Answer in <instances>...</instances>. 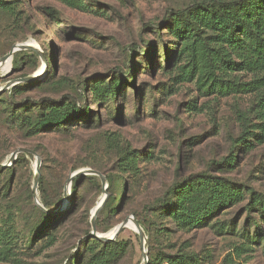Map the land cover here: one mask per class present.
I'll return each instance as SVG.
<instances>
[{
	"label": "rangeland",
	"instance_id": "rangeland-1",
	"mask_svg": "<svg viewBox=\"0 0 264 264\" xmlns=\"http://www.w3.org/2000/svg\"><path fill=\"white\" fill-rule=\"evenodd\" d=\"M188 1L84 0L83 8H73L59 0H31L24 32L14 30L11 19L0 15V57L15 43L33 40L47 60L45 65L40 58L37 67L27 60L17 74L0 70V86L13 78L41 74L36 77L38 81L18 84H38L19 93L18 99L48 98L38 105H28V120L48 111L53 101L63 97L79 105L88 103L93 111L89 119L27 136L23 116L9 114L7 96H2L1 163L19 147L36 151L42 160V186L48 203L53 205V213L45 212L58 218V223L40 233L45 223L40 221V207L32 189L36 165L32 153H27L12 175L0 174V218L10 228L19 264H69L72 258H83L86 251L80 241L89 236V231L92 234V211L103 198L107 202L112 196L115 202L111 210L101 214L102 224L108 228L103 233L129 216L145 219L149 258L150 254L160 257L187 247L203 255L205 264H264L263 243L254 240L253 228L243 223V204L220 210L205 228L174 229L168 235L156 232L151 222L163 229L172 225L170 219L159 216L158 209L146 211L174 183L204 171L264 191V144L237 152L234 166L220 164L240 132L237 110L250 107L253 94L206 95L195 81L176 79L182 61L175 48L167 49L175 40L164 29H159L162 37L157 33L168 11ZM152 42V52L143 54L141 50ZM167 50L170 53L166 54ZM118 77H133L134 86L124 83L112 107L98 103L92 94L86 93L85 100L80 96L79 83H110ZM242 78L250 75L242 74ZM134 155L135 164L120 165ZM81 162L85 165L75 168ZM85 167L113 174V186L107 180L103 188L97 176V181L81 180L75 190L78 176L67 193L70 174ZM39 185L37 194L43 202ZM117 238L124 242L125 249L115 264H142L138 233L127 226Z\"/></svg>",
	"mask_w": 264,
	"mask_h": 264
},
{
	"label": "trees",
	"instance_id": "trees-1",
	"mask_svg": "<svg viewBox=\"0 0 264 264\" xmlns=\"http://www.w3.org/2000/svg\"><path fill=\"white\" fill-rule=\"evenodd\" d=\"M59 1L73 8L84 7V0ZM31 9V0H0V15L11 19L14 30L21 29L23 32L26 30ZM159 29H164L167 35L175 40L167 49L175 48L182 61L178 66L176 79L195 81L201 92L206 95L216 94L225 97L233 94H253V104L246 109L237 110L240 132L232 139L229 153L220 161L221 165L234 166L238 157L237 152H248L264 144V0H189L188 3L168 11V15L158 27L157 33L162 37ZM153 49L152 42L141 51L143 54H150ZM167 53H170V50H167ZM27 60L33 61L34 67L40 63V57L36 52L20 51L13 58V70L16 74L23 70V64ZM131 61L135 62L133 57ZM242 74H249L250 78L243 79ZM133 82V77L125 80L118 77L110 83L104 82L105 85L102 81L92 85L83 81L79 83L80 96L83 95L85 100L86 93L92 94L98 103H106L112 107L115 105L117 94L122 93L123 84L130 83L134 86ZM37 85L25 83L0 94V103L4 101L2 96H7L5 103L9 114L23 116L21 121L26 127L27 136H35L41 130L72 124L92 116L93 111L88 103L79 105L78 101L63 97L53 101L48 111H43L35 119L28 120V116L25 115L28 105H38L48 98L23 100L18 99L17 95ZM26 100L29 102L25 105ZM26 155L27 153H19L11 167L0 166V174L12 175ZM136 158L134 155L125 162L123 157L122 160L126 164L120 165L131 166L132 163L135 164ZM84 165L85 163L81 162L76 164L75 168ZM97 169L105 173L103 169ZM106 176L109 185L113 186V174ZM85 178L95 181L98 179L95 175L78 177L74 180L75 190ZM42 181L43 172L40 176L39 189L46 207L53 209V205H50L46 198ZM114 200L112 196L111 200L105 203L97 218L96 229L100 233L108 230L102 224L101 214L105 210H111ZM1 202L0 197V204ZM237 204H243L244 225L253 228V239L262 242L264 247V191L206 171L190 174L174 183L161 200L147 206L146 211L158 209L159 216L170 219L171 228L161 229L155 222H151L156 232L168 235V232L174 229L191 231L205 228L220 210ZM115 209L113 207L112 211ZM37 211L40 221L45 223L41 229L40 226L37 228L40 229V233L43 228L58 223L55 216L47 214L42 209L37 208ZM138 221L146 229L145 219ZM146 232L149 231L146 229ZM48 234L53 236L50 231ZM12 239L10 228L0 218V262L19 264L21 259L14 249ZM80 242L86 251L85 256L81 259L72 258L69 264H115L124 255V242L117 237L111 241H102L89 231V236ZM32 243L31 240L30 245ZM205 262L203 255L188 251L187 247L178 249L176 253H163L160 257L150 254L149 258V264H205Z\"/></svg>",
	"mask_w": 264,
	"mask_h": 264
},
{
	"label": "water",
	"instance_id": "water-1",
	"mask_svg": "<svg viewBox=\"0 0 264 264\" xmlns=\"http://www.w3.org/2000/svg\"><path fill=\"white\" fill-rule=\"evenodd\" d=\"M20 51H34L36 52L40 58L42 59V62L47 65V60L46 57L44 55L43 50L40 48V46L36 45V44H30L27 42V40H24L22 42H17L15 43L11 49L4 54L3 56L0 57V65L1 63H3L6 59H12L14 58V55ZM38 81L39 79L36 77H23V78H13L9 81H7L5 84H3L2 86H0V94H2L3 92L10 90L12 88H14L15 86H17L18 84H20L21 82H27V81ZM19 153H32L35 157H36V165H35V171H34V179H33V185H32V189L35 193V202L36 204L40 207V209L48 212V213H53V211H51L50 209H48L43 202L40 200L38 194H37V187L39 185V178L41 175V171H40V166L42 163L41 157L40 155L29 148L26 147H19L16 150L12 151L10 153V155L8 156V158L6 159V161L2 164L0 163L1 167H11L15 164L17 158H18V154ZM84 175H95V176H99L101 178L102 181V185L103 188L106 185V181H107V177L105 174H103L101 171L96 170L94 168L91 167H85V168H81L79 170H76L74 172H72L68 178V182H67V186H66V192L68 193L70 190V187L68 189V184L71 185V183L73 182L75 177L78 176H84ZM106 202V198H103L100 203L98 204L96 210L94 212H92L91 214V219H90V223H91V232L92 235L102 241H111L116 239V237L118 236V234L120 233V231L122 229H124L125 227H127V224L129 222V219L131 218L132 221L134 222V224L137 227V233L139 235V239L142 245V264H149V256H148V237L147 234L145 232V229L143 228V226L141 225V223L138 221V219L134 216H129L127 218H125L124 220H122L120 223H118L111 231L110 235H106V233H100L97 231L96 229V222H97V218L98 215L101 211V209L103 208L104 204Z\"/></svg>",
	"mask_w": 264,
	"mask_h": 264
},
{
	"label": "bare ground",
	"instance_id": "bare-ground-1",
	"mask_svg": "<svg viewBox=\"0 0 264 264\" xmlns=\"http://www.w3.org/2000/svg\"><path fill=\"white\" fill-rule=\"evenodd\" d=\"M27 42L30 43V44H36L33 40H27ZM12 65H13V60H12V59H6L3 63H1V65H0V70H1L2 72H4V73H6L7 71L10 72L11 70H13V69H12V68H13ZM8 72H7V73H8ZM40 75H41V74L38 73V74L35 75L34 77H39ZM69 187H70V184H68V189H69ZM99 203H100V202H98V203L96 204V208H97V206H98ZM96 208H94V210H93L92 212H94V211L96 210ZM129 221H132V219L130 218ZM132 222H133V221H132ZM132 222H128L127 226L130 227L131 229H133L134 231H137V227H136V225L134 224V222H133V223H132ZM111 231H112V230H110L109 232H107L106 235H110V234H111Z\"/></svg>",
	"mask_w": 264,
	"mask_h": 264
}]
</instances>
